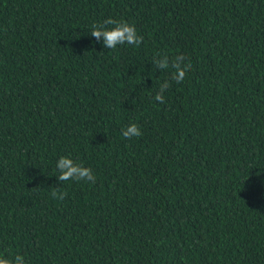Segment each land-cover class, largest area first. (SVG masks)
<instances>
[{
    "label": "trees",
    "instance_id": "1",
    "mask_svg": "<svg viewBox=\"0 0 264 264\" xmlns=\"http://www.w3.org/2000/svg\"><path fill=\"white\" fill-rule=\"evenodd\" d=\"M108 18L142 44L96 42ZM180 54L181 83L151 64ZM61 156L95 183L61 185ZM17 254L264 264V0H0V256Z\"/></svg>",
    "mask_w": 264,
    "mask_h": 264
},
{
    "label": "clouds",
    "instance_id": "2",
    "mask_svg": "<svg viewBox=\"0 0 264 264\" xmlns=\"http://www.w3.org/2000/svg\"><path fill=\"white\" fill-rule=\"evenodd\" d=\"M111 25L112 27H106ZM90 35L95 38V41H102V44L107 49H116L120 45L140 46L143 42V37L137 33L135 25L129 24L126 21H117L108 18L102 24L94 25L90 31ZM151 64L157 70H166L171 68L170 79L176 83H181L186 74L191 69V64L186 62V58L180 54L172 57L168 56H154ZM171 87L169 80H164L159 90L154 96V100L163 104L165 103V92ZM122 135L125 138L131 139L142 135L141 129L136 123L129 124L122 129ZM56 169L59 174L55 175L57 180L61 183L66 181H84L95 183L96 176L93 170L80 163L75 162L70 156H61L56 162ZM55 199L63 200L67 193L55 187L51 193ZM0 264H26L23 255H15L14 257L0 256Z\"/></svg>",
    "mask_w": 264,
    "mask_h": 264
}]
</instances>
